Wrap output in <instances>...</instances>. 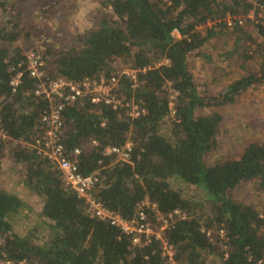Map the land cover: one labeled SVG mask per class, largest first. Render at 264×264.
I'll return each instance as SVG.
<instances>
[{"label":"trees","instance_id":"1","mask_svg":"<svg viewBox=\"0 0 264 264\" xmlns=\"http://www.w3.org/2000/svg\"><path fill=\"white\" fill-rule=\"evenodd\" d=\"M82 1L87 0H0V262L264 264V210L234 197L247 185L264 193V140L244 147L238 157L207 162L220 149V109L264 85V20L253 26L246 19L253 1L98 0L85 30L67 45L55 38L63 34L56 26L51 32L47 20ZM33 9L36 22L30 20ZM227 17L233 18L231 27ZM216 37L223 42L217 64L226 66L216 67L223 76L229 59L242 57L255 68L208 93L199 90L190 67L193 59L210 62L206 54L209 45L217 48L211 44ZM30 53L40 56L51 80L82 84L115 78L111 94L120 105L94 103L91 94L71 103L55 98L52 104L35 96L36 82L25 71ZM15 71L23 74L13 91ZM59 102L63 156L81 176L96 179L93 199L125 220L143 210L153 226L158 215L186 214L161 233L172 247L171 259L162 254L161 241L134 246L118 228L94 217L55 162L32 147L47 129L43 113ZM131 104L144 113L129 116ZM126 144V160L103 153ZM4 163L40 202L38 208L5 190ZM28 212L37 228L16 231L15 221Z\"/></svg>","mask_w":264,"mask_h":264},{"label":"built area","instance_id":"2","mask_svg":"<svg viewBox=\"0 0 264 264\" xmlns=\"http://www.w3.org/2000/svg\"><path fill=\"white\" fill-rule=\"evenodd\" d=\"M253 8L246 15V19L249 20L253 26L261 23L264 20V0H252ZM245 17H242V19ZM233 18L227 17L225 22L228 27L232 26ZM239 19L238 25H243L242 20L239 17H235L234 20ZM264 40V39H263ZM44 62L39 55L30 53L27 59V66L25 67L28 76L33 79L35 84L34 95L47 100L49 103H53L56 98L58 101L62 100L66 103H71L77 99H81L87 94L92 95V101L94 103L103 102L105 105H109L116 108L120 105V102L115 100L111 94V90L116 87L117 80L110 78L109 81L102 79L101 81L85 82L82 84H73L67 82L62 78L55 80L48 79L45 71L43 70ZM22 71H15L14 76L10 81L12 90L15 91L20 83ZM100 93V94H99ZM127 105V104H126ZM129 110V116L137 118L142 113L138 106L131 104ZM63 103L53 104L50 106V110L43 113L41 121L47 126L46 132L42 139H38L32 147L37 152L51 161H54L57 169L61 172L63 181L65 184L74 190L79 198H83L89 211L94 217L99 220L107 222L109 225L118 228L124 235L131 238L134 246L146 245L151 239L161 241L162 254L168 256L169 259L173 256L172 247L161 236L162 231L169 228L176 220L186 219V214L179 210H175L169 213L167 216L158 215L156 224L153 226L143 210L137 214V216L131 220H125L120 215L114 214L105 209L102 204L93 199L90 189L92 188L96 179L94 177H83L78 171L74 162L68 160L63 156V148L59 144V137L63 132V119H62ZM0 134H2L0 130ZM5 138L4 135H2ZM93 144H96L93 142ZM130 144L119 147H106L103 151L104 155H115L121 160L128 158V152ZM75 154L79 153V150L74 151ZM151 210H155V206L146 204ZM264 218V215H261ZM223 235V232H220ZM0 264H10L9 262H0Z\"/></svg>","mask_w":264,"mask_h":264},{"label":"rangeland","instance_id":"3","mask_svg":"<svg viewBox=\"0 0 264 264\" xmlns=\"http://www.w3.org/2000/svg\"><path fill=\"white\" fill-rule=\"evenodd\" d=\"M18 1V0H16ZM98 0H87L77 4L76 8H72L70 11L63 12L61 18H48L47 26L51 32H55L56 26L58 31L62 32L61 35H56L57 40H64L67 45L72 44L76 36L81 30H85L87 23H89V14L97 7ZM38 10H31L30 20L33 22L38 21ZM28 20V21H30ZM85 27V28H84ZM252 27V26H251ZM233 39L230 40L232 42ZM263 41V40H262ZM264 43V41H263ZM214 47L209 45L207 52V58L209 63L204 60L193 59L191 62V70L200 82V91H207L208 93H216L223 86L228 84L231 80H237L245 74V69L254 70V62L245 61L241 56L232 54V59L241 57L237 62L227 61L231 67L225 69L226 76L216 70V67H224V65H218V54L221 53L222 40L217 37L211 42ZM230 47V46H229ZM264 48V46H263ZM231 54V51L228 50ZM227 51H225L226 53ZM224 55L223 57H225ZM221 64V62H219ZM100 94V93H99ZM223 122L221 124V132L218 136V145L220 149L214 151L207 159V162H213L220 156L238 157L241 150L253 142H259L264 140V85L259 84L249 88L247 92L241 95L234 103L226 105L220 109ZM234 126L233 129L231 127ZM228 137V138H227ZM224 159V158H220ZM2 182L6 191L15 193L25 202L30 208H38L40 202L33 198L28 191H26L20 184H18V176L13 174L8 166V163H4L2 169ZM234 197L237 200H242L251 204H254L259 209L264 210V193H255L248 185L239 192H234ZM23 212V211H22ZM38 221L35 215L28 212V216L22 215L15 221L14 229L18 232L25 233L29 230L37 228Z\"/></svg>","mask_w":264,"mask_h":264},{"label":"crops","instance_id":"4","mask_svg":"<svg viewBox=\"0 0 264 264\" xmlns=\"http://www.w3.org/2000/svg\"><path fill=\"white\" fill-rule=\"evenodd\" d=\"M225 107V106H224ZM222 109V108H221Z\"/></svg>","mask_w":264,"mask_h":264}]
</instances>
